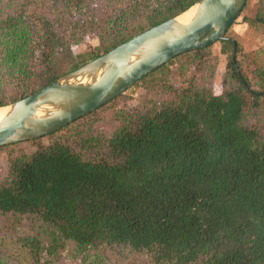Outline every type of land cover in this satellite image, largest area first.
I'll return each mask as SVG.
<instances>
[{
  "label": "trees",
  "instance_id": "16d2710c",
  "mask_svg": "<svg viewBox=\"0 0 264 264\" xmlns=\"http://www.w3.org/2000/svg\"><path fill=\"white\" fill-rule=\"evenodd\" d=\"M198 1L34 0L20 5V13L0 12L1 64L21 89L0 107L180 16ZM258 1L262 13L245 17L248 27L264 23V0ZM24 8L33 11L31 20ZM71 10L69 27L51 18ZM232 27L224 40L176 57L133 86H154L158 75L182 57L201 68L210 49L220 46L223 54H231L221 95L190 81L169 86L168 98L132 113L95 143L57 135L100 109L26 141L51 139L12 160L9 179L0 186V212L52 228L53 244L124 247L155 264H264V135L246 121L264 90L253 89L238 61L242 47ZM90 34L100 38L99 47L75 55L73 46ZM26 246L39 262L44 249L39 240L29 239Z\"/></svg>",
  "mask_w": 264,
  "mask_h": 264
},
{
  "label": "rangeland",
  "instance_id": "374dc122",
  "mask_svg": "<svg viewBox=\"0 0 264 264\" xmlns=\"http://www.w3.org/2000/svg\"><path fill=\"white\" fill-rule=\"evenodd\" d=\"M27 3L33 4L34 0H0V12L20 13L21 10L23 11V7L20 5ZM41 5L43 7V4ZM104 9L105 6L101 4L100 13L102 15L106 13ZM24 10V17L31 20L33 11L30 8H24ZM262 10L264 11V9ZM95 11L96 6L93 9V12ZM259 13H262L259 1L249 0L243 13L232 27V32L236 34L242 47L238 61L256 91L264 90V23L248 27L244 18L254 19ZM19 16L20 14L15 17ZM53 16L51 18L58 20L63 27L71 26L72 10L57 12ZM100 44V38L95 34H90L86 36L82 44L73 46V52L80 56L97 49ZM1 49L0 46V101L7 102L21 89L16 86L18 83L12 77V72L1 64ZM230 57L231 54H223L220 46H215L210 49V56L201 68H199L198 62H193L188 57L175 60L164 70V76L158 75V81L154 86L130 88L92 117L76 123L59 133L57 137L67 136L80 143H84V139L92 138L94 139L92 143H95L97 137L102 138L103 135H110L132 113L145 109L148 104H152L154 101L162 102L168 98L169 86L180 88L188 85L190 81H195L200 85L211 87L216 95H221L226 89L224 81ZM34 63L36 62L34 61ZM246 121L251 126L258 128L264 135V96L261 98L258 108L247 110ZM50 142L51 139L44 138L36 142H23L0 147V186L9 179L13 159L30 155L38 144L43 145ZM33 238L38 239L44 247L39 262L34 261L31 251L26 246V242ZM53 239L52 228L29 217L0 212V264H155L149 257L124 247L101 246L84 249L72 241H60V244H53ZM49 246L51 249L46 251ZM52 250L55 252L52 253Z\"/></svg>",
  "mask_w": 264,
  "mask_h": 264
},
{
  "label": "water",
  "instance_id": "95a60500",
  "mask_svg": "<svg viewBox=\"0 0 264 264\" xmlns=\"http://www.w3.org/2000/svg\"><path fill=\"white\" fill-rule=\"evenodd\" d=\"M249 0H199L188 23L169 19L67 73L38 92L0 108V147L48 136L101 109L176 57L210 47Z\"/></svg>",
  "mask_w": 264,
  "mask_h": 264
},
{
  "label": "bare ground",
  "instance_id": "6f19581e",
  "mask_svg": "<svg viewBox=\"0 0 264 264\" xmlns=\"http://www.w3.org/2000/svg\"><path fill=\"white\" fill-rule=\"evenodd\" d=\"M194 15V9L189 10L179 17V21L182 23H188ZM7 108H0V120L4 118L7 113Z\"/></svg>",
  "mask_w": 264,
  "mask_h": 264
}]
</instances>
